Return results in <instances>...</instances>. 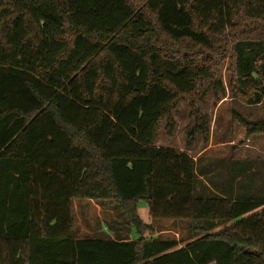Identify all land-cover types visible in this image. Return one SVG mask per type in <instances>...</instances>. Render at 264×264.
<instances>
[{
	"label": "trees",
	"instance_id": "obj_1",
	"mask_svg": "<svg viewBox=\"0 0 264 264\" xmlns=\"http://www.w3.org/2000/svg\"><path fill=\"white\" fill-rule=\"evenodd\" d=\"M225 60L232 98L261 105L264 0H0V264H264V164L215 175L153 146ZM238 123L264 136V119ZM74 200L134 237L75 238ZM140 201L189 241L153 238Z\"/></svg>",
	"mask_w": 264,
	"mask_h": 264
},
{
	"label": "rangeland",
	"instance_id": "obj_2",
	"mask_svg": "<svg viewBox=\"0 0 264 264\" xmlns=\"http://www.w3.org/2000/svg\"><path fill=\"white\" fill-rule=\"evenodd\" d=\"M230 63L225 60L216 67V82L219 89L210 90L195 105L196 114H191L188 102H181L173 112L174 128L170 135L165 130V121L161 122L157 137L153 143L157 148H170L178 152H185L192 159L201 161L200 165H208L215 175L217 171L226 170L230 162L238 161L241 165L253 163L258 167L264 164V136L252 135L247 137L245 130L238 123L264 119V100L259 106H248L232 98L229 90ZM199 117V120H196ZM196 121L207 123L208 136L196 134L188 145L187 135L195 129ZM217 162H219L217 164ZM264 166L262 172L258 169L255 176L259 185L263 184ZM225 175L218 181L225 180ZM139 218L144 224L150 225L153 238L161 240H176L184 245L189 241V222L177 220L152 221L147 204L140 201L137 205ZM72 231L75 238H98L103 235H117L133 238L118 225L122 217L118 210H102L96 202L85 200L72 204ZM111 226L112 232L109 231ZM221 228V227H220ZM218 228V229H220Z\"/></svg>",
	"mask_w": 264,
	"mask_h": 264
},
{
	"label": "crops",
	"instance_id": "obj_3",
	"mask_svg": "<svg viewBox=\"0 0 264 264\" xmlns=\"http://www.w3.org/2000/svg\"><path fill=\"white\" fill-rule=\"evenodd\" d=\"M184 153H185V152H184ZM186 154H187V153H186ZM193 160H194V159H193ZM194 161H196V160H194ZM79 201H80V200H79ZM85 201H87V200H85ZM73 202H74V201H72V204H73ZM89 202H93V201H89ZM109 236H111V235H109Z\"/></svg>",
	"mask_w": 264,
	"mask_h": 264
}]
</instances>
